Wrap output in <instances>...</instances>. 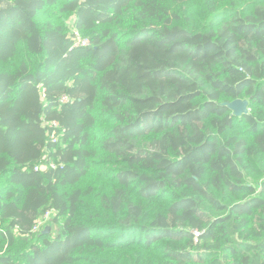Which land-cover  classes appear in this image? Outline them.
I'll list each match as a JSON object with an SVG mask.
<instances>
[{
	"label": "trees",
	"instance_id": "obj_1",
	"mask_svg": "<svg viewBox=\"0 0 264 264\" xmlns=\"http://www.w3.org/2000/svg\"><path fill=\"white\" fill-rule=\"evenodd\" d=\"M0 264H264V0H0Z\"/></svg>",
	"mask_w": 264,
	"mask_h": 264
},
{
	"label": "built area",
	"instance_id": "obj_2",
	"mask_svg": "<svg viewBox=\"0 0 264 264\" xmlns=\"http://www.w3.org/2000/svg\"><path fill=\"white\" fill-rule=\"evenodd\" d=\"M77 38V46L78 45H87L88 41L82 40L81 36L76 33ZM69 99L64 96L62 98V103L68 102ZM42 127L47 129V137H48V148L46 149V154L44 155L42 162L37 164L34 168L35 171H45L48 169H55L57 167V163L50 157L51 148L50 146L54 147L55 145L59 144L62 145V136L63 133L60 131V124L56 121L47 122L44 121L42 123ZM57 215L55 210H48L43 215H41L34 223L33 228L31 230L32 234H38L40 231L45 228L46 226H50L53 223L54 217Z\"/></svg>",
	"mask_w": 264,
	"mask_h": 264
},
{
	"label": "water",
	"instance_id": "obj_3",
	"mask_svg": "<svg viewBox=\"0 0 264 264\" xmlns=\"http://www.w3.org/2000/svg\"><path fill=\"white\" fill-rule=\"evenodd\" d=\"M224 106L231 109L234 115L238 117L248 115L250 112L249 102L247 100H236L232 103H225Z\"/></svg>",
	"mask_w": 264,
	"mask_h": 264
},
{
	"label": "rangeland",
	"instance_id": "obj_4",
	"mask_svg": "<svg viewBox=\"0 0 264 264\" xmlns=\"http://www.w3.org/2000/svg\"><path fill=\"white\" fill-rule=\"evenodd\" d=\"M50 225H51V226H53L54 230H56V229H57L56 225H54L53 223H52V224H50Z\"/></svg>",
	"mask_w": 264,
	"mask_h": 264
}]
</instances>
